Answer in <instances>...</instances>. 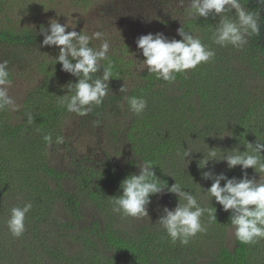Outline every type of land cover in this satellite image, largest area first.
I'll return each mask as SVG.
<instances>
[{
	"label": "trees",
	"instance_id": "1",
	"mask_svg": "<svg viewBox=\"0 0 264 264\" xmlns=\"http://www.w3.org/2000/svg\"><path fill=\"white\" fill-rule=\"evenodd\" d=\"M17 1L25 2L27 14L33 13L36 20L34 9L42 13L41 8L33 5L35 0ZM13 2L0 0V82L14 80L15 69H32L37 63H45H41L39 70L43 77L19 109L11 111L0 91L2 235L5 236L8 226L14 232L25 227L41 245L56 225H61L66 233L76 231L74 221L82 217L85 203L90 201L102 209L101 213L104 211L106 220L102 224L94 221L89 230L97 232L103 245L117 249L123 243L109 227L113 209L108 210L105 200L117 199L115 192L119 190L138 202L147 200L166 185H173L169 184L171 177L185 183L182 188L190 189L191 175L199 173L186 172L175 163L173 157L180 152L177 141L188 135L200 136L204 129L213 128L222 94L217 87L234 74L232 54L241 50L239 60L250 70L244 74H264V0H211L208 7L205 5L207 10L197 14L184 10L180 15L187 18L177 33L169 31L164 22V32L167 31L164 40L177 59L176 67L161 75L137 70L140 61L134 56L138 51L142 56L137 48L122 54L97 51L86 42L82 45L75 35L53 39L46 27L39 30L25 18L10 20L5 15ZM218 28L220 31H216ZM239 32L243 35L242 44L236 41ZM73 48L76 50L69 51ZM153 54L162 55V49ZM136 74L144 83L133 89L127 82ZM173 87L178 94H173ZM71 116L78 119L79 128L108 127L122 134L145 170L138 173L132 164L122 168L111 162L100 165L99 159L85 161L88 165L81 169L75 162L73 176L82 195L68 190L67 174L50 165L48 156L53 150L68 148L63 125ZM236 117L244 126L245 113L237 110ZM259 155L264 165V138ZM239 196L229 202L232 207L243 204L245 197ZM22 202L26 208H21ZM5 210L10 211L2 215ZM61 210L68 212L71 219L61 221L56 215ZM235 221L237 232L232 251L224 245L217 246L213 256L196 250L189 256L192 261H187L181 257L187 256L185 249H177L164 258L175 256L174 264H264L261 258L264 237H260L264 195L260 202L245 207ZM83 233L81 230L76 234V243L87 242ZM90 241L82 245L75 257L98 258L101 245L96 240ZM135 242L146 245L139 239ZM62 250L55 247L49 254L56 256ZM5 261L11 264L10 260ZM98 263L109 264L100 260ZM41 264L47 263L43 259Z\"/></svg>",
	"mask_w": 264,
	"mask_h": 264
},
{
	"label": "rangeland",
	"instance_id": "2",
	"mask_svg": "<svg viewBox=\"0 0 264 264\" xmlns=\"http://www.w3.org/2000/svg\"><path fill=\"white\" fill-rule=\"evenodd\" d=\"M24 4L15 0L5 16L10 20L25 18L39 30L46 27L53 39L75 35L82 45L86 42L97 51L122 54L137 48L142 53L141 56L138 51L134 56L140 61L136 64L137 70L161 75L176 67L177 59L164 40L167 31L164 32L163 23L167 22L169 31L177 33L187 18V15H180L184 10L197 14L207 10L211 0H35L33 5L42 11L38 14L39 11L34 9L37 20L33 13L27 14ZM221 34L224 35V31ZM236 41L242 44L243 35L240 34ZM220 46L226 48L224 44ZM159 49L163 54L154 55ZM240 54V49L232 54L234 74L231 79L222 80L217 87L222 94L220 113L213 121V128L204 129L200 136L188 135L177 141L180 152L173 157L175 163L186 172L199 173L191 175L190 189L182 188L186 184L171 177L169 184L173 185H166L147 200L138 202L120 190L115 192L117 199L105 200L108 210L113 209L109 227L123 243L117 249L103 245L95 234L97 232L89 230L94 221L102 224L106 220L104 211L101 213L102 209L90 201L85 203L82 217L74 221L76 231L66 233L61 225H56L41 245L25 227L14 232L8 226L5 236L2 235L4 228L0 227V264H9L5 259L11 264H41L43 259L47 264H99L98 260L109 264H174L175 256L164 257L177 249H185L187 256L181 257L187 261H192L193 257L189 256L196 250L213 256L217 246L224 245L232 251L237 232L236 217L245 207L260 202L264 195V165L259 155L264 138V74H244L250 70L243 67ZM41 63L32 69H15L14 80L0 82V91L5 94L11 111L21 107L27 94L43 77L39 71ZM140 83L144 82L138 74L127 82L133 89ZM164 87L168 89L169 85ZM171 91L178 94L175 87ZM141 104L144 108L145 104ZM237 110L246 115L244 126L236 117ZM63 135L68 148L53 150L48 162L67 174V189L78 195L82 194H79V185L73 176L75 162L81 169L88 165L85 161L99 159L100 165L111 162L122 168L132 164L138 173L145 170L124 136L111 128H79L78 119L71 116L64 122ZM238 194L245 197L244 202L232 207L229 202ZM21 208H26V204L23 203ZM9 211L5 210L2 215ZM56 213L61 221L71 219L68 212ZM5 223L7 221H2ZM261 226L260 237H264V222ZM81 230L87 242L79 244L75 237ZM90 239L101 245L98 258L75 257L76 252H81L82 245L91 242ZM137 239L146 245L137 244ZM55 247L63 250L51 256L49 252ZM261 258L264 259V251Z\"/></svg>",
	"mask_w": 264,
	"mask_h": 264
}]
</instances>
